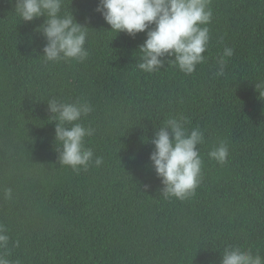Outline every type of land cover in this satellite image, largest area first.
Wrapping results in <instances>:
<instances>
[{"label":"trees","instance_id":"16d2710c","mask_svg":"<svg viewBox=\"0 0 264 264\" xmlns=\"http://www.w3.org/2000/svg\"><path fill=\"white\" fill-rule=\"evenodd\" d=\"M99 0H63L87 26L84 62H45L47 43L15 0H0V249L12 264H220L226 247L264 257V0H211L206 60L188 75L164 57L140 70L147 33L111 31ZM154 27V25L150 26ZM234 49L225 73L217 58ZM53 98L88 102L85 146L102 157L79 172L58 162ZM186 116L203 159L196 194L165 199L151 165L159 127ZM70 127V126H69ZM226 141L223 165L208 153ZM13 199L4 198V189Z\"/></svg>","mask_w":264,"mask_h":264},{"label":"clouds","instance_id":"9594fccd","mask_svg":"<svg viewBox=\"0 0 264 264\" xmlns=\"http://www.w3.org/2000/svg\"><path fill=\"white\" fill-rule=\"evenodd\" d=\"M210 5L211 0H99L96 11L102 14L111 31L126 32L133 37L147 33L138 51L140 70L158 71L164 66V57L174 56L170 63L190 75L206 60L204 53L211 38L208 25L213 18ZM62 8L63 0H15V14L21 20L31 22L46 17L37 28L47 41L43 48L46 63L84 62L90 54L85 47L89 28ZM233 54V48H224L217 58V76L224 75L227 60ZM255 88L260 97L264 96V80L255 82ZM47 104L53 114L51 118L57 122L56 141L62 144L58 162L75 172L87 170L91 163L99 167L103 158L95 156L84 143L86 137L94 135L95 129L80 122L93 111L92 106L86 101L63 102L56 98ZM188 123L183 114L169 118L150 141L154 145L151 165L161 179V194L165 199H189L200 184L203 159L197 146L203 143L204 135L198 127L189 131ZM228 155L229 148L223 140L208 153L210 159L221 165L227 162ZM4 198L13 199L11 188L4 189ZM9 240L6 227L0 224V249H6ZM0 264L12 262L0 253ZM220 264H264V257L258 252L253 254L251 250L229 246L223 250Z\"/></svg>","mask_w":264,"mask_h":264}]
</instances>
